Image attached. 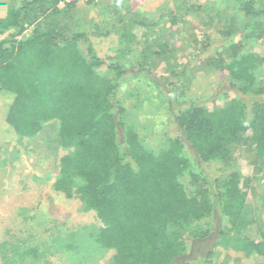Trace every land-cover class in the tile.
Instances as JSON below:
<instances>
[{
	"label": "trees",
	"instance_id": "obj_1",
	"mask_svg": "<svg viewBox=\"0 0 264 264\" xmlns=\"http://www.w3.org/2000/svg\"><path fill=\"white\" fill-rule=\"evenodd\" d=\"M236 1L245 16H264V6L257 9L254 0ZM63 3L9 0L0 13V35L10 31L0 40L4 137L33 138L44 124L56 126L66 154L53 187L94 212L101 224L94 241L113 251V264H226L217 251L197 246L224 219L227 232L239 237L237 249L264 264V234L249 235L253 223L243 215L246 193L237 175L223 178L222 170L211 167L225 163L245 133L264 159V82L257 77L264 55L246 51L241 40L231 43L226 35L216 58L202 61L208 70L192 80L188 94L173 89L177 82L164 83L172 131L165 148L152 152L123 122L124 109L115 97L123 68L108 66L109 78L96 71L101 62L91 49L88 59L79 51L80 35L64 22ZM143 35L140 40L149 42ZM124 38L135 36L130 30ZM218 73L225 76L222 83ZM226 86L233 96L224 95L209 109L205 98ZM185 174L188 187L181 182ZM188 188L194 190L190 196ZM169 227L175 231L168 232Z\"/></svg>",
	"mask_w": 264,
	"mask_h": 264
},
{
	"label": "rangeland",
	"instance_id": "obj_2",
	"mask_svg": "<svg viewBox=\"0 0 264 264\" xmlns=\"http://www.w3.org/2000/svg\"><path fill=\"white\" fill-rule=\"evenodd\" d=\"M8 1L0 0L2 16ZM254 1L257 9L263 8L264 0ZM59 9L64 22L80 35L79 51L88 59L91 49L101 62L97 72L109 78L108 66L123 68L115 91L124 109L123 122L136 129L152 152L165 148L172 131L164 96L169 87L164 83L177 82L173 89L188 94L192 80L208 70L202 61L216 58L226 35L231 43L241 40L246 51L264 55V16L258 20L245 16L236 0H65ZM130 30L133 41L124 38ZM142 35L149 42L143 43ZM257 73L258 82H264V65ZM223 75L216 74L218 82L224 81ZM232 91L221 88L205 98V105L213 109L224 95L232 97ZM2 95L0 104L5 103ZM55 127L46 123L33 138L4 137L0 131V264H113V251L94 241L101 228L94 212L53 187L59 160L66 154L58 145ZM211 167L222 170L223 178L237 175L246 193L243 215L253 223L249 235L264 234V159L255 154L249 133L240 136L225 163ZM181 182L189 186L186 174ZM193 193L187 190L188 196ZM228 229L225 219L220 227L216 222L208 240L197 244L200 251L215 250L226 264H259L253 255L246 258L237 249L239 237ZM26 250L30 253L23 256Z\"/></svg>",
	"mask_w": 264,
	"mask_h": 264
}]
</instances>
